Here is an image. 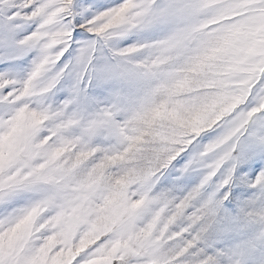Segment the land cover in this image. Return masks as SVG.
I'll return each mask as SVG.
<instances>
[{"label": "snow or ice", "instance_id": "snow-or-ice-1", "mask_svg": "<svg viewBox=\"0 0 264 264\" xmlns=\"http://www.w3.org/2000/svg\"><path fill=\"white\" fill-rule=\"evenodd\" d=\"M0 264H264V0H0Z\"/></svg>", "mask_w": 264, "mask_h": 264}]
</instances>
